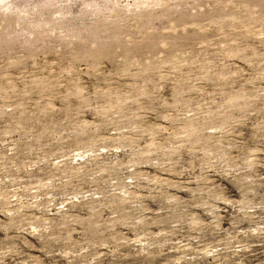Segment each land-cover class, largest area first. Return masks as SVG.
Instances as JSON below:
<instances>
[{
    "label": "rangeland",
    "instance_id": "rangeland-1",
    "mask_svg": "<svg viewBox=\"0 0 264 264\" xmlns=\"http://www.w3.org/2000/svg\"><path fill=\"white\" fill-rule=\"evenodd\" d=\"M0 264H264V0H0Z\"/></svg>",
    "mask_w": 264,
    "mask_h": 264
}]
</instances>
